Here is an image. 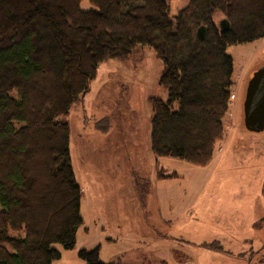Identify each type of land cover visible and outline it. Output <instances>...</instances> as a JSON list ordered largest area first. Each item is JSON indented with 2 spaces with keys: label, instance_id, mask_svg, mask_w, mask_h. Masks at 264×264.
<instances>
[{
  "label": "trees",
  "instance_id": "obj_1",
  "mask_svg": "<svg viewBox=\"0 0 264 264\" xmlns=\"http://www.w3.org/2000/svg\"><path fill=\"white\" fill-rule=\"evenodd\" d=\"M82 1L0 0V264H51L55 245L74 247L81 192L65 118L100 63L152 48L168 91L166 102L152 100V152L204 167L226 130L227 47L264 38V0H189L173 17L167 0H87L96 8L87 11ZM82 256L116 264L97 251Z\"/></svg>",
  "mask_w": 264,
  "mask_h": 264
},
{
  "label": "rangeland",
  "instance_id": "obj_2",
  "mask_svg": "<svg viewBox=\"0 0 264 264\" xmlns=\"http://www.w3.org/2000/svg\"><path fill=\"white\" fill-rule=\"evenodd\" d=\"M167 2L171 17L189 4ZM80 8L96 9L87 0ZM222 18L215 15L217 25ZM227 53L234 85L226 130L204 167L152 152V100H168L152 48L99 64L89 93L65 118L82 222L74 247L55 245L60 257L51 264H86L82 253L94 251L116 264H264V250L257 252L264 248V133H248L243 122L246 85L264 67V38Z\"/></svg>",
  "mask_w": 264,
  "mask_h": 264
},
{
  "label": "water",
  "instance_id": "obj_3",
  "mask_svg": "<svg viewBox=\"0 0 264 264\" xmlns=\"http://www.w3.org/2000/svg\"><path fill=\"white\" fill-rule=\"evenodd\" d=\"M221 30L230 27L227 19L219 23ZM206 27L201 26L197 30L200 41L205 39ZM243 122L248 133L259 135L264 133V67L255 71L248 81L244 91Z\"/></svg>",
  "mask_w": 264,
  "mask_h": 264
},
{
  "label": "flooded vegetation",
  "instance_id": "obj_4",
  "mask_svg": "<svg viewBox=\"0 0 264 264\" xmlns=\"http://www.w3.org/2000/svg\"><path fill=\"white\" fill-rule=\"evenodd\" d=\"M263 246H264V245H263ZM262 249H263V248H262ZM257 255H260V254H257ZM242 256H243V255H240L238 259L242 260V258H243V260H244L245 257H242ZM261 256L264 258V253L261 254ZM243 260H242V261H243Z\"/></svg>",
  "mask_w": 264,
  "mask_h": 264
}]
</instances>
